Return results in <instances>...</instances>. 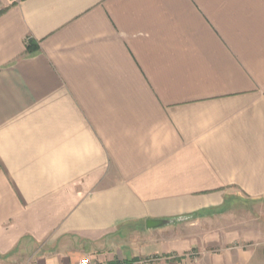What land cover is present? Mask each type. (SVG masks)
<instances>
[{"label": "crops", "instance_id": "crops-1", "mask_svg": "<svg viewBox=\"0 0 264 264\" xmlns=\"http://www.w3.org/2000/svg\"><path fill=\"white\" fill-rule=\"evenodd\" d=\"M259 245L264 0H0V264Z\"/></svg>", "mask_w": 264, "mask_h": 264}, {"label": "water", "instance_id": "water-1", "mask_svg": "<svg viewBox=\"0 0 264 264\" xmlns=\"http://www.w3.org/2000/svg\"><path fill=\"white\" fill-rule=\"evenodd\" d=\"M189 219V216H182L179 218H166V219H149L147 221L148 228L161 227L170 223H173L178 220Z\"/></svg>", "mask_w": 264, "mask_h": 264}, {"label": "trees", "instance_id": "trees-1", "mask_svg": "<svg viewBox=\"0 0 264 264\" xmlns=\"http://www.w3.org/2000/svg\"><path fill=\"white\" fill-rule=\"evenodd\" d=\"M38 49V47L36 46V44L34 43V41L33 40H29V42H28V46H27V51L29 52V53H33L35 50H37ZM199 214L198 213H193V214H190V215H188L189 216V218H195V217H197Z\"/></svg>", "mask_w": 264, "mask_h": 264}, {"label": "rangeland", "instance_id": "rangeland-1", "mask_svg": "<svg viewBox=\"0 0 264 264\" xmlns=\"http://www.w3.org/2000/svg\"><path fill=\"white\" fill-rule=\"evenodd\" d=\"M257 250L259 252V255L263 256L264 257V245H259L256 247Z\"/></svg>", "mask_w": 264, "mask_h": 264}, {"label": "built area", "instance_id": "built-area-1", "mask_svg": "<svg viewBox=\"0 0 264 264\" xmlns=\"http://www.w3.org/2000/svg\"><path fill=\"white\" fill-rule=\"evenodd\" d=\"M79 264H91L90 260L85 258L79 262Z\"/></svg>", "mask_w": 264, "mask_h": 264}]
</instances>
